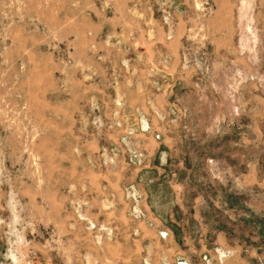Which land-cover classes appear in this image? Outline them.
Wrapping results in <instances>:
<instances>
[{
    "label": "rangeland",
    "instance_id": "374dc122",
    "mask_svg": "<svg viewBox=\"0 0 264 264\" xmlns=\"http://www.w3.org/2000/svg\"><path fill=\"white\" fill-rule=\"evenodd\" d=\"M0 264H264V0H0Z\"/></svg>",
    "mask_w": 264,
    "mask_h": 264
}]
</instances>
